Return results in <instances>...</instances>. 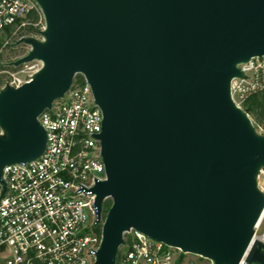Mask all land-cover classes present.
<instances>
[{"label": "water", "instance_id": "obj_1", "mask_svg": "<svg viewBox=\"0 0 264 264\" xmlns=\"http://www.w3.org/2000/svg\"><path fill=\"white\" fill-rule=\"evenodd\" d=\"M35 1L44 40L23 38L13 65L43 66L0 92V177L43 155L38 117L83 75L104 117L99 222L112 202L95 264H116L132 229L214 264H264V135L231 90L264 58V0Z\"/></svg>", "mask_w": 264, "mask_h": 264}, {"label": "built area", "instance_id": "obj_2", "mask_svg": "<svg viewBox=\"0 0 264 264\" xmlns=\"http://www.w3.org/2000/svg\"><path fill=\"white\" fill-rule=\"evenodd\" d=\"M33 14L38 15V21L31 18ZM44 20L35 0H0V37H17L21 44L23 38H29L27 30ZM260 60L238 66L245 77L233 80L232 92L245 98L264 86ZM249 74L251 81L247 80ZM9 76L4 89L20 88L33 78ZM81 76L83 83L73 80L69 91L38 117L47 137L43 155L2 170L0 264L96 263L105 220L102 213L99 222L94 193L97 183L107 180L98 139L104 117L91 86ZM260 135H264V128ZM5 136L0 128V137ZM260 174L264 175V169ZM259 190L264 194L263 188ZM262 224L263 220L257 233ZM123 240L116 264H214L134 229L124 233ZM260 241L264 242V235Z\"/></svg>", "mask_w": 264, "mask_h": 264}, {"label": "rangeland", "instance_id": "obj_3", "mask_svg": "<svg viewBox=\"0 0 264 264\" xmlns=\"http://www.w3.org/2000/svg\"><path fill=\"white\" fill-rule=\"evenodd\" d=\"M46 30V23L45 20L38 23L35 27L29 28L27 31V35L29 38H34L38 41H43L44 36L43 32ZM0 41L2 43V48L0 50L1 55V62L0 66L3 68H6L5 70L0 71V82L2 83V87L0 92L4 89V85L7 81V79L10 77L9 74L18 75L22 80H28L30 77H33L43 66V64L39 61H33L31 63H27L24 65H21L19 67H15L13 63L18 61L19 59L25 57L28 55L27 53L30 52L31 47L21 43L18 44L17 37H0ZM260 62L264 65V58H261ZM248 81H251V74L247 77ZM233 99L235 103L240 106L244 97H242L237 92H232ZM253 123V121H252ZM254 125V123H253ZM256 131L258 134H261L262 128L256 127L254 125ZM258 182V188L264 189V175L260 174L257 178ZM264 217V216H263ZM261 222V221H260ZM260 224V223H259ZM264 235V218H263V224L260 228V230L257 233V239L260 241V238ZM259 258L260 260H264V242L260 241L259 245Z\"/></svg>", "mask_w": 264, "mask_h": 264}, {"label": "trees", "instance_id": "obj_4", "mask_svg": "<svg viewBox=\"0 0 264 264\" xmlns=\"http://www.w3.org/2000/svg\"><path fill=\"white\" fill-rule=\"evenodd\" d=\"M31 18H33L34 21H38L39 17L37 14L31 15ZM2 43L0 41V50H1ZM0 62H1V55H0ZM6 68H3L0 66V71L5 70ZM79 81L80 83H83V78L81 75H76L74 78L75 81ZM2 87V83L0 82V90ZM241 109L245 111L251 120L253 121L254 125L256 127L264 128V86L258 87L255 91L249 93L245 98L243 99L241 105ZM112 205V202L110 200L106 201L103 206V218H106V215Z\"/></svg>", "mask_w": 264, "mask_h": 264}, {"label": "bare ground", "instance_id": "obj_5", "mask_svg": "<svg viewBox=\"0 0 264 264\" xmlns=\"http://www.w3.org/2000/svg\"><path fill=\"white\" fill-rule=\"evenodd\" d=\"M264 216V215H263ZM263 220V217H262V219H261V221ZM261 223V222H260ZM258 226H259V224H258ZM257 238V237H256Z\"/></svg>", "mask_w": 264, "mask_h": 264}]
</instances>
